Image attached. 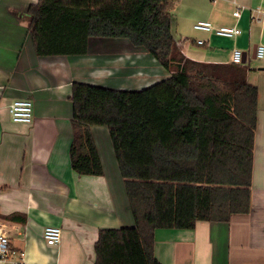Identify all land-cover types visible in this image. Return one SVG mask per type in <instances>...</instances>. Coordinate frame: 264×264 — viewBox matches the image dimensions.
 <instances>
[{"label": "crops", "instance_id": "1", "mask_svg": "<svg viewBox=\"0 0 264 264\" xmlns=\"http://www.w3.org/2000/svg\"><path fill=\"white\" fill-rule=\"evenodd\" d=\"M36 2L0 0V230L9 238L13 261L95 264L100 229L134 226L124 178L136 167L129 150L136 145L131 127L115 119L116 105L139 117L154 100L162 102L164 113L178 99L177 111L186 112L170 72L128 39L93 37L85 55L38 57L27 31V7ZM211 2L206 8L174 2L172 13L181 4L189 7L176 22L184 23L176 44L185 57L204 63H232V50L242 51L239 65L258 89L250 210L225 223L157 228L153 254L161 264H264V64L255 56L256 46L264 45V19L257 14L264 0ZM238 6L243 8L237 19L232 12ZM200 20L236 26L241 33L226 38L195 30ZM25 98L33 102L32 122L15 123L9 105ZM73 118L90 124L101 175H81L71 167ZM189 139L194 141L193 132ZM46 226L61 227L58 245L44 241Z\"/></svg>", "mask_w": 264, "mask_h": 264}, {"label": "trees", "instance_id": "2", "mask_svg": "<svg viewBox=\"0 0 264 264\" xmlns=\"http://www.w3.org/2000/svg\"><path fill=\"white\" fill-rule=\"evenodd\" d=\"M175 1L37 0L27 7L38 57L85 55L93 37L128 39L170 72L186 112L177 111L178 99L164 113L154 100L139 117L127 106L115 109L136 145L129 149L136 167L124 178L134 226L100 229L95 264H161L153 254L155 229L225 223L250 210L258 89L239 64L198 62L180 52L171 30ZM70 124L71 167L101 175L89 122Z\"/></svg>", "mask_w": 264, "mask_h": 264}, {"label": "built area", "instance_id": "3", "mask_svg": "<svg viewBox=\"0 0 264 264\" xmlns=\"http://www.w3.org/2000/svg\"><path fill=\"white\" fill-rule=\"evenodd\" d=\"M242 6H238L233 12L232 16L239 18L241 15ZM257 14L261 19H264V9L258 8ZM193 28L198 31L212 32L217 36L232 38L241 33V30L236 26H222L216 27L208 21H196ZM202 44V41H198ZM255 56L259 60H264V45L258 44L255 48ZM242 51L234 48L232 50L231 62L234 64H241ZM33 102L31 99H15L9 105V114L13 122L30 124L32 122ZM43 239L47 245L54 246L61 242L62 229L58 226H46L42 232ZM12 252L10 251V242L8 236L0 230V264H22L11 259Z\"/></svg>", "mask_w": 264, "mask_h": 264}, {"label": "rangeland", "instance_id": "4", "mask_svg": "<svg viewBox=\"0 0 264 264\" xmlns=\"http://www.w3.org/2000/svg\"><path fill=\"white\" fill-rule=\"evenodd\" d=\"M189 1L192 2L191 5H193V6H199V7H204V8L209 7L210 3H212L211 0H189ZM183 7L185 10H187V8H189L186 5L181 4L180 6H178V8L177 7L174 8L173 13H172V15H173L172 16L173 17L172 31H173V37H174V40L176 43H179V40H180V38H179L180 35L177 33V31H182L184 29V27H183L184 23H182V21L179 25H178V23L176 24V22L180 19L179 17L181 16V14L183 12ZM193 10H195V9L193 8ZM193 10L191 9V11H193ZM188 23L189 22H186V26H188ZM190 24L191 23H189V25ZM177 25H178V27H177ZM260 63L264 64V60L260 61ZM117 106H119V104ZM147 181H151V179H147Z\"/></svg>", "mask_w": 264, "mask_h": 264}, {"label": "water", "instance_id": "5", "mask_svg": "<svg viewBox=\"0 0 264 264\" xmlns=\"http://www.w3.org/2000/svg\"><path fill=\"white\" fill-rule=\"evenodd\" d=\"M243 62H244V60H243Z\"/></svg>", "mask_w": 264, "mask_h": 264}]
</instances>
